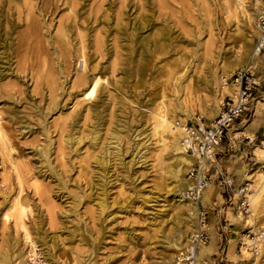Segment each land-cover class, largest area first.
<instances>
[{
    "label": "rangeland",
    "instance_id": "rangeland-1",
    "mask_svg": "<svg viewBox=\"0 0 264 264\" xmlns=\"http://www.w3.org/2000/svg\"><path fill=\"white\" fill-rule=\"evenodd\" d=\"M262 11L264 0H0V32L11 38L9 57L0 45V259L6 257L0 263L48 264L49 249L51 264H176L202 209L206 240L196 264H264V237L257 236L264 232V129L250 125L264 117V50L247 66L260 79L249 110L204 168L213 178L228 176L232 186L210 183L212 198L204 202L201 192L193 227L185 221L188 205L167 199L184 192L196 162L181 175L185 185L174 184L176 176L165 168L175 152H168L172 137L151 127L159 115L177 125L216 116L231 89L224 79L243 67L255 46ZM140 13L141 23L150 19L141 34L157 39L151 52L117 32H129ZM29 17L44 52L38 62L15 47ZM91 71L102 76L99 84L73 83ZM72 121L86 135L72 145L76 152L64 141ZM113 125L121 142L109 135ZM93 128L100 129L95 141L88 138ZM98 155L108 159L106 181L96 180ZM91 183H97L92 190ZM15 198L26 206L34 259L22 229L5 217ZM247 198L249 209L241 211ZM174 232L175 246L168 241Z\"/></svg>",
    "mask_w": 264,
    "mask_h": 264
},
{
    "label": "bare ground",
    "instance_id": "bare-ground-1",
    "mask_svg": "<svg viewBox=\"0 0 264 264\" xmlns=\"http://www.w3.org/2000/svg\"><path fill=\"white\" fill-rule=\"evenodd\" d=\"M40 1H42V0H40ZM256 1H258V0H256ZM28 2H29V0H22V3L24 5L25 4H28ZM254 4H256L257 7L261 9L260 3L255 2ZM42 6H43V4H41L38 8L40 10H43L44 8ZM144 17H146V16H143V18ZM26 20L28 21V23H26L27 29L25 31H23V32L17 33V35L15 37V40H16V44H17L18 47L17 46H15V47L18 48L17 53H19V55L23 56L24 59L25 58H30L31 61H33V62L34 61H37L38 62V60L42 56V53L44 55V52H43V50H41V47L39 45V39H38V35H37V33H39L38 32V28H37L36 22H34V20H33L32 17L26 18ZM131 20H132L131 23H129V26L131 27V29H130L129 32L126 31V29H124L123 27H118L117 28V32L120 34V37H123V35H124V37L127 38V40L129 41L130 44L136 45L135 48L136 47L138 49L139 48L140 49L142 48L143 51L148 50V51L151 52L152 51V45L155 43V41H157V39L155 37H151L150 35L144 36V35L141 34V30L143 29V27L145 26V24L149 22L150 19L146 17L144 19L145 23H141V13H140L139 15L135 16ZM59 32H60V35H59L60 38L61 39L64 38L65 33L63 31H59ZM166 35H167V33L164 30H162L161 33H160V37L159 38H161V39L166 38ZM129 43H127V44L125 43L127 48H129ZM0 45H1V47H4V50L2 51L4 53V55L9 57V51H7V47L10 48L9 46L11 45V38L10 37H4V38H2V33L1 32H0ZM130 47H131V45H130ZM131 48H133V47H131ZM135 48H133V49H135ZM255 55H258V51L255 48H253L252 50L246 51V57L242 60L241 65L243 67H247L249 65V63L252 62V60L255 57ZM7 60H10V59L7 58ZM41 62L43 64H45L46 60L44 58H42ZM144 65H145V63H144ZM100 80H102V76L100 74H98L97 72H92L91 71V74L90 75H87V76L86 75H81V76L77 77L74 80L73 83H76V85L79 86L81 84H84L85 82L86 83H89V84L92 82L93 83V86H96L97 84L100 83ZM92 113L94 114L95 120L97 122H99V120L102 118L101 111L95 109ZM157 117H158L157 121L155 122V124L153 126H151L152 127V130L157 133L159 131V128L162 127L172 137L171 143H170L171 147H168V152L170 151V149H171V151H175V152H174V154H172L169 157L170 163L172 165L171 164H168V162H167L166 165H165V168H166V170H168L169 173H171L172 175L176 176V178H175L176 180L173 182L174 184H176V183L182 182V180H184L181 177L182 173L185 170H187L188 167L191 164L195 163V161H193L194 160L193 156L190 155L188 152H186L185 149H184V147L181 145V142L180 141H181V137H182V132H181V129H182V126L181 125L182 124L177 125L176 123H172V122L168 121V119L164 115H159ZM74 120L76 121L77 119H74ZM73 121L70 124L69 131L65 134L66 137H65L64 141H66L68 144H70V146H71L70 147L71 148V152L72 151H75L76 152V150L78 148L76 149V146L75 147H72V145L73 144H79V143H81L83 141L84 137H86V135H84V134L81 135L80 134V131L75 128L76 125L74 126V124L76 122H73ZM209 123L208 122H205V124H209ZM108 130H110L109 131V135H110V137L112 139L114 138V140L116 139L117 141L120 139L118 136H116L117 135L116 133H118L117 126H114L113 125ZM99 131H100V129L99 130H97L95 128L91 129L90 132H89L88 138H91L92 141H95L97 138H99ZM0 135H2V134H0ZM109 143L110 142L108 140V142H106L103 145V147L105 148V149L103 148L104 149L103 150V153H107L108 152V144ZM117 144H118V142H117ZM136 147L137 146H135L134 148L136 149ZM91 154H92V152H91ZM93 160H94L93 163L95 162V165L97 167L96 169H99L98 172L97 171L94 172V173H99V177L96 180H98V181H101V180L102 181H106L107 177L109 176L108 171H107L108 170V167H107L108 159L106 158V155L105 156L98 155V156L95 157V159L93 158ZM85 167L88 168V163L86 164V166H84V168ZM84 168L82 167V170H84ZM88 172L89 171L87 170L86 173H88ZM87 181L89 182L90 180H87ZM97 183L99 184V182H97ZM97 183H91L90 185L88 184L90 190H92L95 186H97ZM182 183L184 184V182H182ZM100 184H103V183H100ZM106 184H107V182L105 183V185ZM212 191H213V186L210 183H207L206 186L202 189V194L203 195H202L201 200H204V199H206V200L208 199L209 200V199H211V197H209V196H211L213 194ZM171 196L172 197H170L169 199H167V201H170L172 204H179L180 206H187L188 205L187 206V212L188 213L186 212V214L189 215V218L190 219H187L185 221L189 225H191L193 227V225H195V222H196V219H195L196 218V210L198 208L197 203L192 202V201L186 199L185 197H183V194L181 192H176V193H174ZM24 204L23 203H20L17 198L13 199L11 201L9 207H7V210L5 212V214H6L5 217L7 219H8L9 216L13 217V225L15 226V227L14 226L13 227L14 228H17V229L18 228H21L22 229L25 240H29V242H30L29 251H31L30 252V254L32 256L31 259H34L35 256H36V253H37V252H35V250H36L35 249V246L36 245H35V242L33 241V238H32V236L30 234V231L28 230V227L26 226V224L24 222L23 211L26 209V206ZM179 224H181V221L180 220H179ZM36 230H39V229L36 228ZM175 233L176 232L172 233V235L168 239L169 244L174 245V246L177 243L176 240L178 238L177 236H174ZM179 233L181 235V239H183V237L185 235V228H181V230H179ZM257 236L258 237H260V236L261 237H264V232H260L259 231ZM175 237H177V238H175ZM41 238H42V236H41ZM129 238H132V237L129 236ZM259 240L260 239H258V241ZM261 241H264V239H262ZM255 242L256 241L254 240V243ZM41 244L43 245L44 242H41ZM256 244H258V242H256L255 245ZM186 245H187V243H186V241H184L183 245L180 248H185ZM202 246H203L202 248H206L204 245H202ZM44 255L46 256V259H47L48 264H51V260L53 258L55 259V255L49 249L45 250ZM3 258L4 257L2 256L1 259H0V261H5L6 257H5V259H3ZM7 259H8V257H7ZM33 262L35 263V260ZM37 263L38 262H36V264ZM20 264H25V262H22L21 261Z\"/></svg>",
    "mask_w": 264,
    "mask_h": 264
},
{
    "label": "built area",
    "instance_id": "built-area-1",
    "mask_svg": "<svg viewBox=\"0 0 264 264\" xmlns=\"http://www.w3.org/2000/svg\"><path fill=\"white\" fill-rule=\"evenodd\" d=\"M259 35L254 48L260 52L264 50V11L257 18ZM224 83L231 86L230 92L225 95L216 116L205 124L202 121H193L182 124L181 145L185 151L195 158L188 172L190 183L184 190L183 197L196 202L207 183L217 182L219 185L231 187L232 181L228 176L213 178L204 171L216 155V148L233 124L249 110L250 100L256 94L260 79L250 67H240L224 79ZM242 191V189H241ZM241 211L249 209L248 198L238 205ZM205 212L197 211V223L186 240V247L180 248L176 257V264H195L196 252L200 244L206 240Z\"/></svg>",
    "mask_w": 264,
    "mask_h": 264
},
{
    "label": "crops",
    "instance_id": "crops-1",
    "mask_svg": "<svg viewBox=\"0 0 264 264\" xmlns=\"http://www.w3.org/2000/svg\"><path fill=\"white\" fill-rule=\"evenodd\" d=\"M250 125H251V127H255L254 128V130L255 131H258V130H262V129H264V117H262V120L260 121V123H258L257 121H252L251 123H250ZM257 125V126H256ZM240 133H244V131L242 130V131H240ZM243 138H245V135L244 136H242ZM232 144V142L230 141V142H228V143H226L224 146L226 147V146H230ZM223 146V147H224ZM209 197H211L212 198V195L211 196H209ZM208 200V199H207ZM202 202H204V201H206V199H204V200H201ZM206 246V245H205Z\"/></svg>",
    "mask_w": 264,
    "mask_h": 264
}]
</instances>
